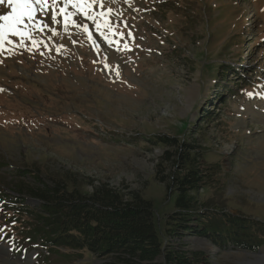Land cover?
Returning <instances> with one entry per match:
<instances>
[{"label": "rangeland", "instance_id": "374dc122", "mask_svg": "<svg viewBox=\"0 0 264 264\" xmlns=\"http://www.w3.org/2000/svg\"><path fill=\"white\" fill-rule=\"evenodd\" d=\"M107 7L122 13L110 17L123 33L111 45L90 21L77 18L89 23L95 45L59 24L51 25L58 36L35 34L48 47L29 51L26 41V48L0 53L1 183L15 191L21 179L7 172L36 168L46 184L70 172L124 194L138 191L153 204L164 232L172 200L154 180L163 148L149 139H181L202 110L214 106L215 119L204 124L200 143L205 162L222 168L224 185L219 192L201 190L199 199L264 222V0H131V6L105 0ZM7 11L0 5V14ZM228 65L233 71L223 79L219 68ZM81 191L90 193L91 187ZM12 220L0 207V264H42L41 248L11 250L22 232ZM184 242L213 264H264V249L249 254L219 251L196 237ZM58 264L100 261L85 256Z\"/></svg>", "mask_w": 264, "mask_h": 264}, {"label": "trees", "instance_id": "16d2710c", "mask_svg": "<svg viewBox=\"0 0 264 264\" xmlns=\"http://www.w3.org/2000/svg\"><path fill=\"white\" fill-rule=\"evenodd\" d=\"M231 71L229 65L221 66L219 75L224 79ZM224 105L221 102L220 109ZM212 110L203 109L197 121L184 128L187 134L181 139L166 135L149 139L163 148L156 159L154 180L164 187L167 201L172 200L164 232L156 225L153 204L138 191L124 194L107 183L94 185L70 172L46 184L36 168H20L7 172L21 179L15 191L0 180V207L3 213L11 212L12 223L22 227L15 247L43 249L45 254L38 259L42 264L77 262L85 256L100 264H213L207 253L189 249L186 237L205 239L219 251L231 248L256 254L264 249L263 221L233 216L210 200L199 199L201 190L219 192L222 187V168L205 162L207 150L200 143L204 124L208 127L215 119ZM85 185L91 187L90 193L81 191Z\"/></svg>", "mask_w": 264, "mask_h": 264}, {"label": "snow or ice", "instance_id": "6c2138e0", "mask_svg": "<svg viewBox=\"0 0 264 264\" xmlns=\"http://www.w3.org/2000/svg\"><path fill=\"white\" fill-rule=\"evenodd\" d=\"M110 2L115 3L116 0ZM124 2L131 6V0ZM0 5L9 9L0 14V53L6 51L12 54L16 48H26V41H31V48L27 49L29 51L38 50L41 44L48 47L45 41L38 39L35 34H43L47 30L51 33V37L58 36L57 29L51 25L59 24L63 25L64 32L69 35H71L70 26L86 34L88 40L95 45L96 41L93 39L89 23H81L77 18L90 21L109 45L113 43V36H123V33H117L116 26L110 19L111 16L119 17L122 13L115 12L111 7L105 8V0H0ZM97 8L100 10L97 11ZM128 35L131 36V33ZM11 37H18L19 42H14ZM63 47V45L58 46L56 51L59 52ZM124 49L128 50L127 44H124ZM106 59L105 57V61ZM105 67H109L106 62ZM117 76H119L118 71ZM248 95L252 94L248 93ZM11 250L20 251L14 244L11 245Z\"/></svg>", "mask_w": 264, "mask_h": 264}, {"label": "water", "instance_id": "95a60500", "mask_svg": "<svg viewBox=\"0 0 264 264\" xmlns=\"http://www.w3.org/2000/svg\"><path fill=\"white\" fill-rule=\"evenodd\" d=\"M261 252V250L258 251V253Z\"/></svg>", "mask_w": 264, "mask_h": 264}]
</instances>
